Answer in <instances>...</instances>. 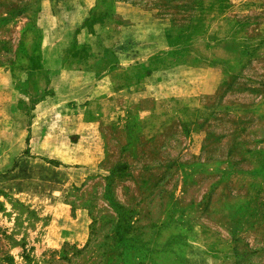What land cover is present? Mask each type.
I'll return each mask as SVG.
<instances>
[{
	"label": "rangeland",
	"instance_id": "374dc122",
	"mask_svg": "<svg viewBox=\"0 0 264 264\" xmlns=\"http://www.w3.org/2000/svg\"><path fill=\"white\" fill-rule=\"evenodd\" d=\"M0 264H264V0H0Z\"/></svg>",
	"mask_w": 264,
	"mask_h": 264
},
{
	"label": "crops",
	"instance_id": "0c3cea01",
	"mask_svg": "<svg viewBox=\"0 0 264 264\" xmlns=\"http://www.w3.org/2000/svg\"><path fill=\"white\" fill-rule=\"evenodd\" d=\"M85 136V135H83ZM93 139H94V135H93ZM83 141V139L80 140V143ZM92 144H94V140L92 141ZM97 145V144H96ZM94 147H91L90 151H89V154H88V159L89 160H93L94 159V150H93ZM84 158V157H83ZM96 160V159H95Z\"/></svg>",
	"mask_w": 264,
	"mask_h": 264
}]
</instances>
